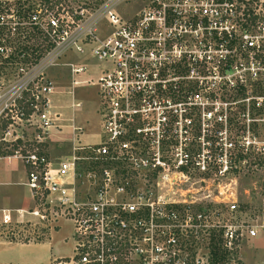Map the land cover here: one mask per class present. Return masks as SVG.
I'll list each match as a JSON object with an SVG mask.
<instances>
[{"label":"built area","instance_id":"1","mask_svg":"<svg viewBox=\"0 0 264 264\" xmlns=\"http://www.w3.org/2000/svg\"><path fill=\"white\" fill-rule=\"evenodd\" d=\"M235 27L244 60L227 54ZM18 29L41 43L37 58L20 54L9 77L0 71V163H21L33 206L0 207V239L39 242L67 221L72 254L49 264H244L255 226L236 221L235 198L211 200L187 178H226L264 152L249 127L233 132L230 104L217 95L239 83L249 101L247 81L264 91V0H49L27 20L0 5V66L16 55L6 40ZM90 61L99 67L87 76ZM58 66L69 70L71 108L81 105L75 87H96L101 134L52 159L46 146L64 118L48 70ZM70 120L75 142L81 128Z\"/></svg>","mask_w":264,"mask_h":264},{"label":"rangeland","instance_id":"2","mask_svg":"<svg viewBox=\"0 0 264 264\" xmlns=\"http://www.w3.org/2000/svg\"><path fill=\"white\" fill-rule=\"evenodd\" d=\"M233 39L232 42L227 44V54L233 59L240 57L241 60H244L248 51L244 48L242 32L237 27H235ZM14 41L15 42L10 45L12 48H17L20 43L17 39H14ZM27 43L32 46H37L40 45L41 39L34 37L33 39H29ZM19 58L20 56H17L16 54L11 62L8 60L6 65H3V67L0 66V71L9 77L13 71L15 63L19 62ZM69 58H71V60H78V57L76 58L72 55ZM90 63V73H93L97 67L93 64L94 61H90ZM48 73H54L57 76V78H55L57 80V88L56 93L52 96V99H54L52 103L55 105V110L63 113L64 118L62 122L64 126L60 129H54L51 131V138L48 140L46 146L47 152L51 155L52 159H57L63 155L69 154L72 150V146L95 145L99 142L97 135L98 133L100 134V130L97 128L98 116L96 117L94 115V107L97 105L98 100L97 89L92 85L85 84L75 87V89H73L74 97L77 100H81V105L74 109H71L69 106L64 107L63 105H67L70 101L69 70L65 66H58L51 67L48 70ZM81 77L82 76H80V78ZM232 79H234V76H232ZM245 84L247 89L246 96L249 98V101L241 99L242 96L239 95V83H236L233 88H222L217 92V95L230 104L229 106L231 109L229 110L228 117L233 123V132L236 134L239 133L240 135L242 130L249 127L250 131L256 134L255 136L258 142L257 146H263L264 108L263 111L259 113L258 110L255 109L256 105L254 103L256 100H259V95L264 94V91H260L257 89V86H254L253 84L251 85L249 81ZM253 104L255 106H253ZM261 106H264V102H262ZM243 113H246V116H243ZM72 116L75 125L83 126L82 133L88 136L87 140L81 139V141H88L90 143L81 144L79 140H76L75 142L71 140L72 133L70 119ZM253 117L257 119V122H253ZM30 131L31 130L29 129V132ZM255 161V154L246 156L244 160L237 163L239 166L237 170L227 174L226 178L219 180L213 176L201 175L196 172H193L191 176H188L187 178L189 183L193 182L194 190L202 187V189H199L200 192L208 193V198H211V200L223 198H229V200H231L232 198H235L237 202V212L233 213V215L236 217V221H242L245 224H252L255 226L257 230L256 236L250 238L248 242H245L241 250L244 264H264V165L258 166ZM88 167V164L81 163L77 169L78 178H76V182L82 186V190H85L83 182L86 181L85 174L87 173L86 171L88 170ZM22 178L23 168L20 162L5 159L3 163H0V207L31 208L33 206L32 202L29 200L25 187L20 185V181L24 179ZM219 182L224 186L223 190L225 193L223 194L218 193L217 184ZM204 190L205 192H203ZM212 206L213 209H215V205H211V207ZM221 209L225 213V220L227 218H233L230 217L231 215L228 217L229 212L227 211V206L222 205ZM60 226L59 232L54 235L53 241L59 245L61 256H68L72 254V245L70 241H65V238H68L72 233V227L67 221H61Z\"/></svg>","mask_w":264,"mask_h":264},{"label":"crops","instance_id":"3","mask_svg":"<svg viewBox=\"0 0 264 264\" xmlns=\"http://www.w3.org/2000/svg\"><path fill=\"white\" fill-rule=\"evenodd\" d=\"M93 64H95V67H97V69L95 71H93V74H94L98 71L99 65L97 63H93ZM89 65H91L90 62H89ZM90 71H91V69L89 68L87 71V74H86L87 76H88V74L92 75V73H90ZM50 76L57 78L56 74H54V73L50 74ZM56 82H57V80H56ZM97 99H98V96H97ZM53 100L54 99H52V97H51L52 102H53ZM71 101H72V98L70 95L69 103L67 105H63V106L64 107L69 106L71 108V106H70ZM73 101H81V100H77L74 97ZM54 107H55V105H54ZM97 108H98V100H97V105H95V107H94V110L96 113V114L94 113V115L96 117L98 116L97 128L100 130V119H99V115L97 114ZM71 109H73V108H71ZM71 118H73V116ZM73 123H74V118H73ZM74 125H75V123H74ZM75 126L81 128V132L77 135L79 142H81V144L90 143L88 141H85V142L81 141V139L87 140V137H88L87 135L82 133L83 132L82 131L83 126H81V125H75ZM100 134H101V131H100ZM100 134L99 133L97 134L99 140H100ZM1 207H4V206H1ZM57 232H59V230H57L55 233H52L53 237L51 234V237L49 239H45V240H42L39 242L21 243V242H8V241L0 239V264H49V262L53 258H58L59 256L62 257L60 249H59V245L53 241L54 235Z\"/></svg>","mask_w":264,"mask_h":264},{"label":"trees","instance_id":"4","mask_svg":"<svg viewBox=\"0 0 264 264\" xmlns=\"http://www.w3.org/2000/svg\"><path fill=\"white\" fill-rule=\"evenodd\" d=\"M14 1V0H13ZM11 1H5V2H0L1 6H5V8H10L11 6H14V8L17 10V13L23 18V20H27L28 14L32 9L35 8L36 4L39 3L40 5H48L49 0H15L13 2ZM6 33L5 30L1 31V35H4ZM17 37L16 39L19 41V46L14 49L15 54L20 55L24 54V61H27L31 58H37L39 54H35V52L39 51V48H35L33 46L27 45L25 42L29 41L31 39L29 33H26L25 29H18L17 31ZM8 43L12 44L9 39L6 40ZM17 50V52H16ZM2 58V55H0ZM4 64L1 65L3 67ZM242 93V92H241ZM244 93V91H243ZM263 109H259L258 112L261 113ZM256 125V124H255ZM258 166L259 165H264V152L259 153L256 155V161H255Z\"/></svg>","mask_w":264,"mask_h":264}]
</instances>
